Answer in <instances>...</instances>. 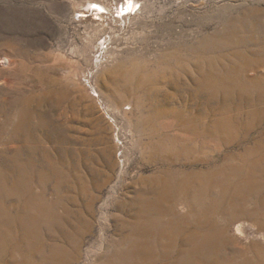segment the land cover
<instances>
[{"label": "rangeland", "instance_id": "374dc122", "mask_svg": "<svg viewBox=\"0 0 264 264\" xmlns=\"http://www.w3.org/2000/svg\"><path fill=\"white\" fill-rule=\"evenodd\" d=\"M208 60L218 66L213 72L231 76L229 90L210 101L204 85L181 87L189 78L183 70L198 78ZM178 73L179 88L161 82ZM162 91L174 92L175 103L162 100ZM21 102L33 123L55 118L69 135L26 131L24 123L15 130ZM217 116L229 127L205 134ZM190 124L191 143L178 141L176 127L182 133ZM0 129V238L10 241L4 264H59L67 249L77 264H93L112 230L110 216L129 213L134 190L149 187L162 169L177 170L180 180L206 172L196 183L201 198L192 202L185 192L177 213H209L210 201L212 213H236L240 198L262 213L264 0H0ZM67 147L79 165L72 159L65 176ZM15 153L27 183L22 192L14 184L18 168L6 161ZM51 203L68 215L48 228L42 223ZM244 228L243 243L264 251L257 227Z\"/></svg>", "mask_w": 264, "mask_h": 264}, {"label": "bare ground", "instance_id": "6f19581e", "mask_svg": "<svg viewBox=\"0 0 264 264\" xmlns=\"http://www.w3.org/2000/svg\"><path fill=\"white\" fill-rule=\"evenodd\" d=\"M132 8L131 5L130 11ZM7 60L10 62V59ZM208 66L207 71L201 70L198 78L190 75V69H184L182 74H185L189 78L188 80L185 78L184 84L181 86L187 89L189 83L199 86L204 85L203 88L207 89V94H204L206 101L216 98L221 89L229 90L227 82L231 80V76L226 78L212 71V69L218 67L212 64V60H208ZM180 76L181 74L178 73L176 77H163L161 82L165 85L170 84L173 88H179V82L177 81ZM161 93L164 94L162 100L166 99L171 103H175L174 92H167L166 94L162 91ZM192 96L195 97L194 92L191 93ZM171 108L177 107L173 104L169 109L163 108V110L169 114ZM171 111L174 112L175 110L172 109ZM207 116H209V112ZM17 117L19 122L14 128L15 130L21 131L23 127L22 123H24L27 126L26 131H30V126H32L46 136L53 134L69 135L65 130V125L55 118H51L47 124L43 123L47 119L41 118H38V121L33 123L32 118L29 117L26 104L23 105L22 102L19 104V114ZM217 117L218 119H211L208 124L204 122L205 126H203V129L204 131L206 130L205 134L209 131L217 133L219 129L226 130L224 127H229L228 119L221 116ZM191 119L192 117L188 115L184 121L190 123ZM211 126L213 127L212 129ZM220 126L224 127L221 128ZM61 128L63 130H60ZM182 129V133H180V128L176 127L175 133L179 135L178 141L190 144L194 127L190 124L185 126L184 131ZM72 151L69 147L64 150L65 159L69 164L64 170L65 176L69 175L68 171L72 167L70 164L72 159L75 162L74 168H77V165H79V162H76V159H74L77 155L74 153L76 151ZM6 161L14 164L16 170L18 168V176L14 184H17L20 187V192H22L21 190L25 189L24 187L27 186V183L20 177L24 168L23 163L20 161L19 153L7 157ZM255 163L257 164L256 167L260 165L259 161H255ZM174 164L177 163L175 162ZM258 171L261 172V176L264 175V168ZM178 173L177 170L171 169L159 170L148 179L147 184H149V187L144 189L136 188L134 190L131 201H129V205L131 206L130 212L114 213L110 216L112 230H110L105 240L103 238L105 249H100L101 251H99L93 264H264V251H257L255 248V252H253V245L244 244L242 241V237L245 236L244 227L246 224L254 228L257 227L259 233L264 236V210H261L262 213L258 211L260 209L248 211L243 205V198H240L239 202L234 204L236 213H227L228 210H226V213H212L215 207L213 204L210 205L211 201L207 204L209 213H177L178 199L185 192H192V202L201 198L203 191L200 185H198L200 183H198L197 179L205 175L206 172L191 170L185 174L182 180L178 178ZM91 179L93 178L91 177ZM83 182L84 180L81 178L79 183L83 184ZM1 187L2 183L0 189ZM239 191H244V188H239ZM53 204L51 203L48 206L49 208L43 217L45 222L42 224H45L48 228L52 227L55 223L58 224L59 220H67L68 214L56 213ZM259 204L258 201V206ZM204 207L200 206L199 212ZM34 208L37 213H28L31 228L29 227L27 230L30 231L28 232L30 239H32L31 234H33V246L37 244V240L39 239L36 225L40 220L39 209H37L39 207ZM232 227L235 233L231 232ZM2 239L1 237L0 264H4L2 256L8 252L10 242ZM52 241L54 240H51L49 246L52 251H55L56 244ZM31 252L33 254V250ZM242 256L243 258L241 259ZM78 261L77 253L67 249L62 252L59 264H77ZM19 264H27V262L24 259V262Z\"/></svg>", "mask_w": 264, "mask_h": 264}]
</instances>
